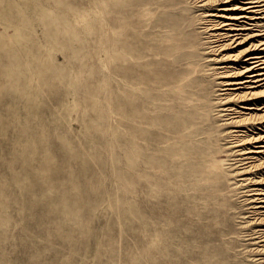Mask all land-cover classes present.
Returning <instances> with one entry per match:
<instances>
[{
  "label": "rangeland",
  "instance_id": "obj_1",
  "mask_svg": "<svg viewBox=\"0 0 264 264\" xmlns=\"http://www.w3.org/2000/svg\"><path fill=\"white\" fill-rule=\"evenodd\" d=\"M231 3L0 0V264H264L254 238L264 223L241 181L264 169L237 172L220 138L231 125L217 113L220 61L202 30ZM142 18L174 79L165 90L179 108L194 102L193 118L185 108L167 117L159 91L128 78L137 49L112 23ZM158 123L212 136L166 144Z\"/></svg>",
  "mask_w": 264,
  "mask_h": 264
},
{
  "label": "bare ground",
  "instance_id": "obj_2",
  "mask_svg": "<svg viewBox=\"0 0 264 264\" xmlns=\"http://www.w3.org/2000/svg\"><path fill=\"white\" fill-rule=\"evenodd\" d=\"M214 1L197 0V5L198 7H205ZM140 3L134 2L132 5L129 3L131 8H128V10L126 7V9H121L122 14L124 16L132 15ZM227 11H230V13L220 15L219 18L221 19L209 20L210 22L205 24L202 30L206 34L205 42L209 44L208 50L215 53L213 54L214 59L220 61L219 72L217 73L220 75L218 83L221 86V89H219L222 91L221 95L224 96L219 99L221 107L217 113L219 116H223L222 120L224 124L231 125V129L221 133L220 138L224 140L225 144L229 145L228 147L234 148L232 164L236 165L237 172L243 173L253 168L264 169V24L261 23L264 22V0H233V3L227 7ZM113 13L118 14L120 10L113 11ZM142 20L143 24L139 28H137L138 26L136 27L133 21H126L118 25H116L117 21L116 24L112 23L114 27L126 30L129 34L128 43L125 42L127 41L125 39L122 44L127 48L130 46V48L137 49V51L135 49L137 59L135 62H131L133 74L128 73V78L132 79V81L134 79L139 80L140 89L146 95L151 87L159 91L160 96L157 98L159 103L157 108L163 110V112L166 111L165 115L167 117L170 118L173 111L185 108L189 119L193 118L195 115L194 102L191 105L189 102H184L182 107L179 108L180 105L175 102L173 92L165 90V88L174 86V79H172V74L168 72L169 67L166 63L164 64L162 59L156 58L151 48H149L150 36L155 35V33L154 30H151V25H147L144 18ZM138 41L141 42V48L139 47V49L136 43ZM152 45L157 50H160L164 46L160 42H155ZM226 47H232L233 50L225 51ZM225 60L233 62V65H227L228 63ZM146 67L155 70L154 74H158L157 79L149 75L151 71L148 74L144 70ZM193 92L195 94V91ZM199 94L201 100L208 101V90L203 89L202 93L199 90ZM164 96L166 97L165 101H163ZM236 102L241 105L235 104ZM208 110L209 107L206 106L203 113L207 114ZM144 114L142 112V115ZM141 120L140 122L145 123V120ZM164 121L166 120L164 119ZM160 123L163 124L165 122ZM162 124L158 123L157 126L165 131L162 137H165L163 142L166 144L169 143L166 142L168 138L181 141L187 135L190 141H195V137L198 134L208 139L212 136V131L207 126L197 132L195 129H187V125L185 128L183 125L178 127L177 123H172L174 125L166 123L167 125L163 126V128ZM142 129L145 128L142 127L141 131ZM144 132L145 130L140 133ZM142 135L145 136V133ZM154 147L156 146L154 145ZM163 148L161 147L159 150L155 149L159 153H162ZM208 159L209 157H204L203 160L206 162ZM241 181L245 182L247 202L253 203V209L250 211L254 214L252 219L257 223H264V188L255 187L259 183L264 185V171L260 173V176H249L241 179ZM175 214L179 217L181 215L180 210H176ZM254 234L255 239L263 241V231H256Z\"/></svg>",
  "mask_w": 264,
  "mask_h": 264
}]
</instances>
